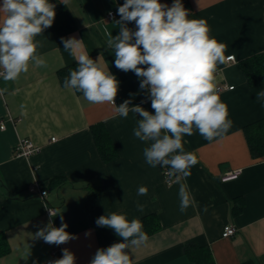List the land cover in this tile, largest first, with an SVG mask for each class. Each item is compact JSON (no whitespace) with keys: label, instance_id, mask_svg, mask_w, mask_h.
Segmentation results:
<instances>
[{"label":"crops","instance_id":"crops-1","mask_svg":"<svg viewBox=\"0 0 264 264\" xmlns=\"http://www.w3.org/2000/svg\"><path fill=\"white\" fill-rule=\"evenodd\" d=\"M61 2V0H59ZM193 19H206L210 35L225 45V62L218 65L216 88L233 85L217 94L227 105L232 127L222 137L205 140L194 129L184 137V148L198 163L183 180L195 203L180 211L179 183L168 184L164 169L149 166L143 157L148 143L133 135L137 119L133 113L119 117L108 104H91L79 92L63 87L60 70L76 68V60L64 51L61 38L83 40L85 51L116 76L119 91L116 105L130 99L133 105L146 100L133 72L114 65L111 49L105 50L108 33L118 34V6L124 0H68L62 4L72 21L46 29L38 37V49L47 67L31 64L16 81L0 79V230L9 251L0 264H46L57 251L68 248L75 264H89L98 248L100 233L108 246L120 242L114 231L99 227L96 219L112 212L138 218L148 242L129 252L133 264H196L185 251L188 243L206 247L215 264H264V155H254L247 137V126L264 119V106L256 93L264 80L251 84L240 62L264 55V0H181ZM169 6L173 0H161ZM2 4V0H0ZM110 11L114 18H107ZM134 29V22L129 24ZM234 55V60L226 57ZM142 106L152 112L150 101ZM102 125L113 141L117 156L103 160L94 136ZM56 137V140H51ZM30 138L40 150L30 156H16L20 139ZM229 170H240L237 177L224 179ZM52 179H57L52 183ZM31 186L47 190L44 200ZM140 186L147 195L138 196ZM92 201L88 204V199ZM137 202L146 207L141 213ZM55 209L51 217L48 207ZM205 208L207 209L205 211ZM156 215L158 228L149 231L144 217ZM63 223L76 238L59 246L34 239L39 227L50 219L55 227ZM238 230L222 235L226 224ZM152 224H155L152 222Z\"/></svg>","mask_w":264,"mask_h":264},{"label":"clouds","instance_id":"clouds-1","mask_svg":"<svg viewBox=\"0 0 264 264\" xmlns=\"http://www.w3.org/2000/svg\"><path fill=\"white\" fill-rule=\"evenodd\" d=\"M60 3L67 6L68 0ZM55 8L50 0H2L0 79L4 82L16 81L28 72L30 64L47 67L38 52L43 47L38 37L52 27ZM116 14L118 34H107L104 49H111L117 69L136 75L146 100L133 105L126 99L117 106L120 82L100 62L101 56L91 58L83 40L74 36L61 38L64 51L77 62L76 68L70 69L64 78L63 87L81 93L91 104L111 105L119 117L127 118L130 112L139 117L133 135L148 143L143 149L144 160L153 168L168 169V175L176 177L183 213L195 201L182 181L198 163L197 157L185 150L184 137L192 136L195 129L205 140L213 141L222 138L233 125L215 82L218 65L225 62V45L210 35L206 19L189 18V10L181 0H173L170 6L161 0H124ZM133 22L134 29L129 27ZM256 99L264 106V89L256 93ZM147 101L154 111L142 106ZM147 192L146 186H140L137 195ZM145 207L137 202L141 213ZM50 216L56 215L50 210ZM61 221L60 227H55L52 219L44 227L38 226L34 239L56 246L75 239L66 231L68 225L63 223L62 216ZM96 224L113 230L121 241L98 248L89 264H133L129 252L148 242L138 218L129 220L126 214L112 212L98 217ZM75 260L74 253L64 248L61 258L46 264H75Z\"/></svg>","mask_w":264,"mask_h":264},{"label":"trees","instance_id":"trees-1","mask_svg":"<svg viewBox=\"0 0 264 264\" xmlns=\"http://www.w3.org/2000/svg\"><path fill=\"white\" fill-rule=\"evenodd\" d=\"M51 3L56 5V17L53 26L56 28L64 21L71 22L72 17L67 12L65 7L59 0H50ZM189 18L193 17L189 15ZM240 66L245 72L248 81L251 84L259 83L264 80V55H256L243 62H240ZM73 67H65L60 70V76L62 81L69 75V70ZM247 137L250 143L252 153L256 155H264V119L260 122H255L251 126H247ZM95 140L99 149V152L105 161H110L117 156V150L114 147L113 141L109 132L102 127L97 126L94 129ZM57 179H52L51 182H56ZM93 195L88 199V204L91 203ZM155 223V224H152ZM158 218L156 215H147L144 217V224L149 231L158 228ZM101 248L108 247L105 235L100 233ZM9 251V244L6 240V236L2 230H0V256L6 254ZM185 251L189 258L196 264H215L210 251L204 246H198L194 243H188L185 246Z\"/></svg>","mask_w":264,"mask_h":264},{"label":"built area","instance_id":"built-area-1","mask_svg":"<svg viewBox=\"0 0 264 264\" xmlns=\"http://www.w3.org/2000/svg\"><path fill=\"white\" fill-rule=\"evenodd\" d=\"M112 13V15L110 16L109 15V12L107 14V18L111 19V18H114L115 16V12L114 11H110ZM229 57H232L231 59H229ZM227 60H234V55H229L226 57ZM234 88L233 85H227V84H224V85H219L217 86L216 90L217 92H220L221 90L223 89H232ZM5 127V124L4 123H1L0 124V128L3 129ZM51 140L55 141L56 140V137H52ZM40 150V146L37 145L32 139L30 138H24V139H20L17 144L15 145L14 147V154L16 156H24V157H27V156H30L32 154H35L36 152H38ZM240 173V170H229L228 172H226V174H224L223 178L224 179H229V178H234V177H237ZM164 177H165V181L170 184L172 182H174L176 180V177L175 176H169L168 175V169H164ZM35 186H31L30 190L33 191V192H36L38 196H40V198L46 200L47 199V190L45 189H38L35 191ZM50 210L52 212L55 213V209L52 208V207H48L47 208V211L48 213L50 214ZM238 228L234 225V224H226L224 226V229H223V232H222V235L224 237H229V236H233L234 234H236ZM53 256L51 258H49L46 262H50L54 259H56V254H57V251L56 250H53Z\"/></svg>","mask_w":264,"mask_h":264}]
</instances>
